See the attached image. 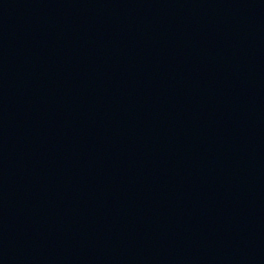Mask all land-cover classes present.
I'll return each instance as SVG.
<instances>
[{
    "label": "water",
    "instance_id": "1",
    "mask_svg": "<svg viewBox=\"0 0 264 264\" xmlns=\"http://www.w3.org/2000/svg\"><path fill=\"white\" fill-rule=\"evenodd\" d=\"M0 264H264V0H0Z\"/></svg>",
    "mask_w": 264,
    "mask_h": 264
}]
</instances>
